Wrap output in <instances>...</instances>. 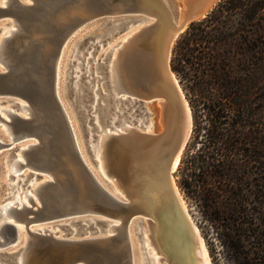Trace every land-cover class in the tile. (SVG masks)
Returning a JSON list of instances; mask_svg holds the SVG:
<instances>
[{"label": "water", "instance_id": "water-1", "mask_svg": "<svg viewBox=\"0 0 264 264\" xmlns=\"http://www.w3.org/2000/svg\"><path fill=\"white\" fill-rule=\"evenodd\" d=\"M216 1L182 0L183 6L177 17L169 6L165 11L158 12L149 0H86V3L94 10L95 21L105 18L110 23L115 21V17L131 18L127 22L123 21L122 27H113L110 35L105 40L99 39L100 42L126 30L133 22L140 23L145 18H151L152 21L143 25L130 40L145 38V42L136 50L133 72L139 84L154 87L157 76L153 56L158 31L163 28L167 32L165 66L172 74L171 60L176 40L193 22L206 17ZM65 2L35 0L36 6L30 10L22 2H15L11 10L33 19L35 16L40 21L41 16L45 15L44 18L49 20L53 12ZM45 5L50 7L51 12H42ZM6 10L0 5V13H7ZM40 12L43 14H38ZM51 24L45 22V25L52 27L49 36L51 49L48 53H43L37 44H33L18 54L17 62L10 65L6 73L0 72V99L13 101L12 106L19 109H24L23 106L30 109V117L17 115L15 118L16 139L33 135L43 142L31 155L33 164L30 165V175H35L36 179L46 177L38 187L37 199L30 197L29 204L22 207L12 205L11 214L3 218L0 225V264H20L21 257H24L25 264H135L128 236L130 222L140 213L143 219L145 210H157L146 189L138 183V174L147 166V153L153 154L159 149L168 151L164 177L169 184L171 201L178 207L179 199L172 178L181 162L180 157L175 164L176 156L179 153L182 156L192 134L191 106L181 85L180 88L177 84L178 94L189 110L190 120L186 121L175 147L173 130L163 118H160V132H145L144 126H140L141 131L117 130L113 125L107 130L113 116L119 113L115 100L135 107V113L141 115L140 104L144 103V99L127 96L123 100V97L111 96L106 71L108 55L98 64L105 80V89L103 92L97 90V103L92 91L93 80L82 74L76 94L74 77L68 72L65 79L66 93L72 101L86 153L99 175L110 186L116 187L118 196L114 195L103 186L85 160L76 122L61 100L58 59L68 33L67 26L54 27ZM87 44L88 48L94 47L96 50L99 42ZM79 49L83 50L81 47ZM154 99L163 101L162 98ZM20 102H23V106ZM76 102H79V107ZM96 116L101 128L96 125ZM137 133L151 138L149 140H152L153 145L138 143L133 137ZM10 144L0 139V154L4 149L13 150L17 147H9ZM11 154L14 156V152ZM120 184H125L124 188ZM57 222L66 228L60 237L47 227ZM19 225L24 226L25 242L20 238ZM38 225H44V229L37 228ZM71 231H76L73 237L69 236Z\"/></svg>", "mask_w": 264, "mask_h": 264}, {"label": "bare ground", "instance_id": "bare-ground-1", "mask_svg": "<svg viewBox=\"0 0 264 264\" xmlns=\"http://www.w3.org/2000/svg\"><path fill=\"white\" fill-rule=\"evenodd\" d=\"M149 1L158 12L165 11V9L168 8L166 0ZM15 2H22L29 8V10L34 9L36 6L35 0H1L0 5L7 8V13H0V64L9 68L10 65L17 62L18 54L23 50L29 49L33 44H37L43 53H48L51 49L49 36L52 33V27H49L50 24L48 26L45 25V22L52 23L51 25H54V27L59 25L67 26V39H65L62 45L61 53L58 59V80L61 82V88L63 61L65 56L71 52V50L74 52V49L70 50L68 48L70 46V41H72L74 34L76 35V33L89 22H98L95 21V17L93 15L94 10L87 5L86 0H66L64 5H60V7L53 12V15L49 20L47 17L44 18L45 15H43L41 16L42 21H40L35 16V19H33V17H27L12 11L11 6H15ZM49 8L50 7L45 5L42 12H44V14L47 13L46 10L51 12ZM42 12L38 14H43ZM115 12L116 11H113V13ZM124 20H126V22L128 21L127 18ZM115 21H113V23ZM151 21V18L143 19L142 22H140V26L132 28L120 41H117L112 45H110L112 39L120 33H116L112 38H109L104 42H100L99 39L96 40L95 42H99L96 50L94 47L87 48V50H80L79 42L84 39L82 38L78 43L76 42L77 55L74 60L69 59L66 72L67 74L68 72H71L74 77L73 85L76 94L79 91L78 80L81 75L85 74L86 76H89V78L93 80L92 91L95 96V103H97L99 100L97 90L99 89L100 92H103L105 89V80L100 74L98 64L102 63L108 55L109 57L107 58L106 71L111 96L113 98L123 97V100H125L127 96L143 98L144 103L149 102L154 98H162L163 101L159 100L158 102L161 105V119L163 118L167 126L173 130V147H175L177 139L182 133L186 121L190 120V116L189 110L182 102L177 91V84L180 87V83L174 72L170 74L165 66V41L167 35L165 29L161 28L156 34L153 56L154 62L156 63L157 76L155 86L144 87L142 84H139L133 72L136 57L135 53L137 52L136 50L139 45L145 42V38L140 37L138 39L135 38L134 40H130V37L137 33L143 25L150 23ZM114 28L117 29L120 27L114 26ZM92 48L93 50L90 52ZM100 51L101 53L97 58L96 54ZM93 57L95 58V63L91 64V58ZM76 63L77 67L74 66ZM93 66L96 67L98 71L97 74H94ZM102 79L104 80L103 83H101ZM60 97L64 107L67 109L68 113L72 115L73 121L76 122L77 120L74 115L75 111H72L71 102H68L69 100H65L61 89ZM5 102L14 103L13 101H9L7 99H0V104ZM115 102H117L116 110H118L119 113L113 116L111 124L108 125L107 130H110L111 125H113L117 130L131 129L133 131H141L136 126V123L139 122V125L144 126V121L136 120L138 114L135 113V109H133L134 107H131L128 103L124 104L122 101L115 100ZM12 104L5 109H0V124L1 127H3V131L6 133V136L9 137L10 142H6L2 139L1 132L0 139L6 143H11L9 147L17 145L15 150L11 151L8 156L6 155V162L10 167L6 173V176L9 178L8 198L12 199L11 197H14L15 199L7 201V203L5 202L4 205L0 206V214H2V218H0V225L3 218L11 214L10 207L12 205L22 207L24 204H29L30 197L32 199L38 198V187L40 183L46 179V177L43 179H36L35 175H30V165L33 164L31 161V155L43 144L41 139L34 137L33 135H25L20 139H16L15 118L17 115L29 116L30 109L29 107L25 109L23 102H20L24 109L16 108L14 110V106H12ZM125 105L127 106L126 108H124ZM19 111H22L23 114ZM95 119L96 125L101 128V123L98 117L96 116ZM75 127L85 160L103 186L111 193L118 196L116 187L105 183L97 172V169L90 161L86 153L83 135H81L82 132L79 130L77 122ZM144 128L145 132H154L152 123L144 126ZM133 137L141 145L148 146L150 143L153 145V142H151L152 140H149L151 138H148V136H145L144 134L137 133L134 134ZM172 138L170 141H172ZM99 141L100 138H98V142ZM5 150L10 149H4V151ZM12 152H14V156H12ZM167 152L168 151L165 149H159L153 154L151 152L147 153V166L143 168V172L138 174V183H140L141 187L143 186L144 189H146V193L149 194L152 203L158 211L145 210V212H143L145 214L143 219H141L142 214L140 213V216L133 218L130 222L128 236L131 241L135 264H212L209 252L203 240L199 237L200 235L198 230L192 223L185 199L180 192L175 176H173L172 181L174 190L179 199L178 207H176L171 201L169 184L164 177L165 168L168 162ZM180 157L181 153L176 156L175 164ZM27 169H30L28 173ZM14 177H17L18 180L12 183L11 179ZM31 178L32 182L29 183ZM21 182L22 186H20ZM25 185L28 186L24 188ZM124 186L125 184H120L121 188H124ZM142 220L148 224L145 229L140 226ZM54 226L55 225H49L47 227L59 237L64 234H61V230H53ZM36 227L44 229V225H38ZM139 227L141 233L140 235L137 233ZM18 229L20 238L25 242L26 234L24 232V226L19 225ZM75 232L76 231H71L69 236L73 237ZM20 264H25L24 257L20 258Z\"/></svg>", "mask_w": 264, "mask_h": 264}, {"label": "trees", "instance_id": "trees-1", "mask_svg": "<svg viewBox=\"0 0 264 264\" xmlns=\"http://www.w3.org/2000/svg\"><path fill=\"white\" fill-rule=\"evenodd\" d=\"M174 54L173 69L211 101L205 108L213 123L226 116L221 109L238 112L245 139L242 163L235 156L226 159V138L218 131L214 151L190 156L182 183L193 189L211 220L222 222L226 213L222 227L229 264H264V0H222L179 37ZM219 99H226L225 108ZM256 99L257 116L252 110ZM230 140L233 153L238 139ZM207 176L226 184V205L208 187Z\"/></svg>", "mask_w": 264, "mask_h": 264}, {"label": "rangeland", "instance_id": "rangeland-1", "mask_svg": "<svg viewBox=\"0 0 264 264\" xmlns=\"http://www.w3.org/2000/svg\"><path fill=\"white\" fill-rule=\"evenodd\" d=\"M222 0H217L214 7L211 9L210 13L218 6V4L221 2ZM1 2V0H0ZM168 6L170 7V9L172 10L173 14L177 17L178 13H179V9L183 6L182 0H166ZM209 13V14H210ZM208 14V15H209ZM207 15V16H208ZM206 16V17H207ZM123 17H115L114 23L110 22L108 19H99L98 22L95 23H88L87 25H85L84 27L81 28V30H79L76 35L74 34L72 41H70V46L68 47L70 50L74 49V52H69L66 56L65 59L63 61V71H62V87H61V92L64 95L65 100H69L68 102H71L72 105V101L67 97V93H66V88L64 87L65 85V79L67 76V64L69 62V59L74 60L76 58L77 55V43L84 38L83 41L79 42V47L83 48V50H87L88 48V44L89 42H95L98 39H104L106 37H108L110 35V31L111 29L116 26V27H121L123 21L126 22V18L124 19H120ZM205 18V17H204ZM128 20L131 18H127ZM203 19V18H202ZM134 23V22H133ZM131 23L128 27V29L124 30V32L120 33L118 36H116L114 39H112L110 45L116 43L117 41H120L123 36L130 31L132 28H136L137 26H140V23ZM114 25V26H113ZM188 29V28H187ZM179 39V38H178ZM177 39V40H178ZM177 40L174 44L173 47V52H172V60H171V66H172V70L174 72V74L176 75L182 90L186 96V99L188 100L191 109H192V113H193V128H192V134L191 137L188 141V144L185 148V150L183 151V154L181 156V162L180 165L177 169V171L174 173L176 182L178 184V187L180 189V192L183 196V198L185 199L186 205H187V209L190 213L191 219H192V223L194 225V227H196V229L198 230L199 233V237L203 240L208 252H209V256L211 259L212 264H229V261L227 259V255H226V226L222 227V223H224L226 225V213L223 214L225 220L220 222V220L215 221V220H211L209 218V215H207L204 212V208L202 206V204H200L199 199L195 196V193L192 191V188H185L182 181H183V177H184V168L187 164L188 159L190 158V156L192 154H199L202 151H204L206 153V151H214V135L218 134V131H222L223 132V137L226 138V149L224 151V153L226 155H224V158L228 159V156H235L236 159H238L241 162V160L245 159V139L243 138L244 136L242 135V133L240 132L242 130V125H243V117H241V115L238 112H234L233 113H228L226 112V108L224 106H222L223 104H226V99H219L217 101V104L220 103L221 108H225L224 110L221 109V113L220 114H224L226 116H217V118L215 119L218 120V123L215 125L213 123V120H211L213 117L208 115V110L205 108V103H210L211 101H209L208 99H206L205 96H202L200 94H196L195 91L193 90V87H191V85H188V83L186 82L185 79H183L182 75L179 74L178 72H176L173 69V58L175 56V46L177 43ZM77 42V43H76ZM75 43V45H74ZM71 47V48H70ZM73 47V48H72ZM93 50V48L90 50V52ZM96 52V51H95ZM101 53L98 52L96 54L97 58L99 56V54ZM71 55V58H70ZM104 58V56H103ZM68 59V60H67ZM67 60V61H66ZM95 63V58H91V64ZM65 64V65H64ZM75 67H77V63L76 65H74ZM94 67V66H93ZM65 70V71H64ZM64 72V73H63ZM93 72L94 74H97V69L96 67L93 68ZM103 79L101 80V83H103ZM2 100V99H1ZM257 102L258 99H256V104H254L253 108V112L255 113V116H257V113L259 111V106H257ZM12 103L9 102H5L3 104H0V109H5L6 107L10 106ZM77 107H79V102H76ZM141 105V111L142 114L138 115L137 117V121H144V126L152 123L153 126V131L154 132H160L162 130V125L160 122V118H161V105L158 103V99H152L149 102H145L140 104ZM127 106L125 105L124 108H126ZM13 109L15 110L16 107H13ZM135 109V107L133 108ZM72 111L74 112V107L72 105ZM225 111V112H224ZM20 113H22V111H19ZM23 114V113H22ZM75 115V114H74ZM76 118V115H75ZM255 119V117H253ZM220 121H224L223 124L220 123ZM129 122V121H127ZM150 122V123H149ZM140 123L137 122L136 126L141 129V125H139ZM211 126V129L209 128V125ZM77 126L79 127V130H81L80 126L77 124ZM218 128V129H216ZM208 129H210V132L208 131ZM0 132H1V137L2 139H4V141L6 142H10V139L8 136H6V133L3 131V127H1L0 124ZM211 134V135H210ZM82 135V134H81ZM219 135V134H218ZM230 137H235L238 139V142H236V146L232 148V152H230V145H231V140ZM84 141V139H83ZM225 147V145H224ZM16 148V147H15ZM15 148L13 150H15ZM13 150H5L0 154V206L4 205L5 202L7 203V201H11L13 199H15L14 197H11L12 199L8 198V177L6 176L7 171L10 169L8 163L6 162L7 156L8 154L13 151ZM210 154V153H209ZM7 155V156H6ZM5 157V158H4ZM6 162V163H5ZM226 164V162H225ZM30 171V169H27V173ZM241 175L243 177H245V173H241ZM204 177H206L205 175H203ZM225 176H226V172H225ZM209 177V176H207ZM105 183H107V181L101 177ZM225 178V179H224ZM223 179L226 180V177H224ZM207 179V178H206ZM209 180V185L208 187H210V189L215 192L218 196L219 199L222 200V202L225 203L226 205V184L223 183L220 184L219 182V178L212 176L208 178ZM13 180V181H12ZM15 180V181H14ZM18 180L17 177H14L11 179V182L14 183ZM32 178L29 180V183L32 182L31 181ZM223 180V181H224ZM40 182V181H39ZM28 183V184H29ZM108 184V183H107ZM113 184V183H112ZM237 184V183H235ZM20 186H22V182L20 183ZM28 185H25L24 188H26ZM23 191V188H22ZM24 195V194H23ZM7 196V198H6ZM6 198V201H5ZM3 203V204H1ZM226 211V209H225ZM215 217V216H214ZM147 223L142 220V222L140 223V226L143 227L144 229L147 227ZM53 230H61V234L65 233L66 228L61 225L60 223H56L55 226L53 227ZM138 235H140V227L138 228L137 231Z\"/></svg>", "mask_w": 264, "mask_h": 264}, {"label": "clouds", "instance_id": "clouds-1", "mask_svg": "<svg viewBox=\"0 0 264 264\" xmlns=\"http://www.w3.org/2000/svg\"><path fill=\"white\" fill-rule=\"evenodd\" d=\"M9 69L4 67L3 64H0V72H7Z\"/></svg>", "mask_w": 264, "mask_h": 264}]
</instances>
